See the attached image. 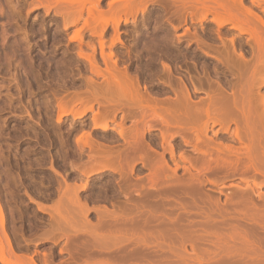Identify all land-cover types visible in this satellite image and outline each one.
<instances>
[{
    "label": "rangeland",
    "instance_id": "obj_1",
    "mask_svg": "<svg viewBox=\"0 0 264 264\" xmlns=\"http://www.w3.org/2000/svg\"><path fill=\"white\" fill-rule=\"evenodd\" d=\"M263 100L264 0H0V264H264Z\"/></svg>",
    "mask_w": 264,
    "mask_h": 264
},
{
    "label": "bare ground",
    "instance_id": "obj_2",
    "mask_svg": "<svg viewBox=\"0 0 264 264\" xmlns=\"http://www.w3.org/2000/svg\"><path fill=\"white\" fill-rule=\"evenodd\" d=\"M184 93H185V92H184ZM179 94H180V93H179ZM187 95H188V94H187ZM177 96H178V95H177ZM144 98H145V97H144ZM146 98H147V97H146ZM146 98H145V99H146ZM176 98H177V97H176ZM184 98H185V97H183V99H184ZM213 99H214V100H212V99H211V100H212L214 103H216V104H217V102H218V103H219L218 105L220 106V103H221L220 100H221V99H218V98H213ZM217 99H218L220 102H219ZM148 100H150V99H148ZM148 100L146 99V102H147ZM178 100H179V101H178ZM216 100H217V102H215ZM177 101H178V102H177ZM177 101H176V103H179V102H180V103H179V106H181L180 108H181L182 110H184V106H183V105H185V102H186V101H185V100H182V102H181V98H180V99H177ZM184 101H185V102H184ZM263 101H264V100H263ZM148 102H149V101H148ZM150 102H152V101H150ZM150 102H149V103H150ZM161 103L163 104V101H162ZM164 103H166V102H164ZM170 103H171V102H170ZM174 103H175V102H173V104H174ZM182 103H183V104H182ZM199 103H200V102H199ZM211 103H212V102H211ZM151 104H152V103H151ZM154 104H155V103H153V106H154ZM162 104H161V105H162ZM168 104H169V103H168ZM181 104H182V105H181ZM222 104H223V103H222ZM166 105H167V104H165L164 106H166ZM174 105H175V104H174ZM174 105H173V106H174ZM187 105H188V102L186 103L185 108H187V107H186ZM192 105H193V104H192ZM194 105H196V104H194ZM211 105H212V104H211ZM223 105H224V104H223ZM156 106H157V105H156ZM158 106H159V105H158ZM158 106H157V107H158ZM168 106H171V105H167V107H168ZM197 106H201V105L198 104V102H197ZM219 106H218V108H216L217 111H218L219 108H221V107H219ZM177 107H178V104H177ZM177 107L174 106L173 109H174L175 111H177L176 113L178 114V110H176ZM182 107H183V108H182ZM213 107H214V105H213ZM180 108L178 107L179 110H180ZM188 108H189V107H188ZM199 108H202V107H198V108H197V109L200 110V112H201L202 109H199ZM203 108H204V107H203ZM208 108H209V107H208ZM224 108H226V106H225V107H222V109H224ZM171 109H172V106H171ZM171 109H170V110H171ZM173 109H172V110H173ZM191 109H192V108H191ZM191 109H189V110H190V111H189L190 113H188V112L186 113V116H188L187 114H193V113H192L193 111H194L195 113L191 116L192 118H193L195 115H196V117H194V118L199 117V119H200V117L202 118V116H204V115L201 114L196 108H194V109H196V110L193 109V111H192ZM213 109H214V111H215V108H212V110H213ZM222 109H219V110L221 111ZM230 109H231V108H230ZM162 110H164V109H162ZM172 110H171V111H172ZM186 110L188 111V109H186ZM210 110H211V109H210ZM212 110H211V111H212ZM164 111H165V110H164ZM175 111H173V112H175ZM191 111H192V112H191ZM196 111H198V113H197ZM214 111H212V112L214 113ZM220 111H219V113H222V112H220ZM181 112H182V111H181ZM227 112H228V110H227ZM227 112L224 111V113H227ZM171 113H172V112H171ZM171 113H170V114H171ZM176 113H174V114L172 113V114H171V115H172V118H171V116L169 117V113H168V117H167V113L165 114L166 117H167V119H172V121H174V122L169 121L170 123H176V124H178L179 121L175 122V118L173 119L174 115H175V117L177 116ZM199 113H200V114H199ZM202 113H204V112H202ZM219 113H218V114H219ZM183 114H184V111H183ZM183 114H182V115H183ZM197 114L200 115V116H198ZM237 114H238V113H237ZM237 114H234V115H235V116H240L239 114H238V115H237ZM178 115H179V114H178ZM184 115H185V114H184ZM219 115H220V118H222V121H223V122H221V124H222V123H224V124H228V123H227L228 121L224 122V117H227V118L229 119L228 116H230V113L227 114L228 116H227V115H221V114H219ZM234 115H233V116H234ZM241 115H242V113H241ZM179 116H180V115H179ZM221 116H222V117H221ZM235 116H234V117H235ZM188 117H189V116H188ZM188 117H187V118H188ZM212 117H213V116H212ZM230 117H232V113H231V116H230ZM240 117H241V116H240ZM240 117H239L240 122H242ZM242 117H243V115H242ZM194 118H193V121H194ZM214 118H215V117H214ZM218 118H219V116H218ZM232 118H233V117H232ZM243 118H244V117H243ZM247 118H248L249 121H250V115H249L248 117H246V119H247ZM251 118H252V117H251ZM177 119H181V121H182L183 118H181V117L178 118V117H177ZM197 119H198V118H197ZM197 119H195V120H197ZM199 119H198V121H199ZM209 119H210V117H209ZM215 119H216V118H215ZM233 119H235V118H233ZM239 119H238V121H236V119H235V121L238 123V122H239ZM181 121H180V123H181ZM184 121H185V119H184ZM184 121H182V123H181V124L179 123L178 125H179V126L182 125V124L184 123ZM191 121H192V119L189 118V123H188V122H187V123L185 122V123L188 124V125H186L185 123H184L183 125H184L185 127L191 126V124L193 125V123H194V122L191 123ZM198 121H197L196 123L199 125V122H198ZM202 121H203V119H202ZM210 121H211V119H210ZM216 121H217V119H216ZM219 121H221V119H219ZM231 121H232V119H231ZM233 121H234V120H233ZM243 121H244V119H243ZM206 122L209 123V121H206ZM212 122L214 123L213 119H212V121L210 122V124H211ZM240 122H239V123H240ZM250 122H251V121H250ZM196 123H195V124H196ZM213 123H212V124H213ZM217 123H218V121H217ZM234 123H235V122H234ZM243 123L245 124V122H243ZM246 123H248V122H246ZM251 123H252V122H251ZM165 124H166V123H165ZM195 124H194V125H195ZM197 124H196V125H197ZM212 124H211V125H212ZM214 124H216V122H215ZM214 124H213V125H214ZM235 124H236V123H235ZM183 125H182V126H183ZM198 125H197V126H198ZM205 125H207V124H205ZM205 125H204L203 129L205 128ZM211 125H210V127H211ZM216 125H220V123H218V124H216ZM247 125H249V124H247ZM173 126H175V124H173ZM185 127H184V128H185ZM192 127H193V126H192ZM221 127H222V125H220V128H221ZM224 127H225V126H224ZM166 128H167V127H166ZM176 128H178V127H176ZM196 128H197V127H196ZM198 128H199V126H198ZM198 128H197V129H198ZM220 128H219V129H220ZM243 128H244V127H243ZM248 128H250V127H248ZM251 128H252V127H251ZM255 128H258V127H255ZM262 128H263V127H262ZM173 129H174V128H173ZM193 129H194V128H193ZM206 129H207V127H206L204 130L206 131ZM219 129H218V130H219ZM224 129H225V128H223V131H225V130L227 129V125H226V129H225V130H224ZM236 129L239 130L238 127H237ZM253 129H254V126H253ZM253 129H250V132H249V135H251V137L254 136L253 134L255 133V132L253 131ZM170 130H171V129H170ZM170 130H169V131H170ZM176 130H177V129H176ZM176 130H175L174 134H175L176 136H177V135H179V136L181 135L182 139H185V138H183V137H185V136L187 135V134H186V135L184 136L183 132H184V133H187V132H185V131H188V133H189V132L191 131L190 128H189L190 131H189V130H186V129H182V130H181V128L178 129V132H177ZM179 130L182 132V134L179 133ZM183 130H184V131H183ZM204 130H203V132L206 134V132H205ZM212 130H213V129H212ZM241 130H243V129H241V127H240V130L237 131V135L240 134V136H238L239 138L237 137L238 139H240L241 135H242V137L245 136V135H243V134L241 133ZM251 130H252V131H251ZM259 130H260V129H259ZM259 130H258V131H259ZM166 131H167V130H166ZM169 131H168V132H169ZM213 131H214V130H213ZM213 131H212V132H213ZM219 131H220V130H219ZM221 131H222V128H221ZM246 131H247V130H245V132H246ZM248 131H249V129H248ZM258 131H257V129H256V132H258ZM161 132H164V131H161ZM194 132H195V131H194ZM194 132H193V133H194ZM210 132H211V131H210ZM214 132H215V131H214ZM253 132H254V133H253ZM259 132H260V131H259ZM170 133H171V131L169 132V134H168V133H164V134H166V135H167V134L170 135ZM176 133H177V134H176ZM178 133H179V134H178ZM218 133H219V132H218ZM227 133H228V132H227ZM230 133H231V132L229 131L228 134L230 135ZM246 133H247V132H246ZM246 133H245V134H246ZM250 133H251V134H250ZM171 134H173V133H171ZM174 134H173V135H174ZM198 134H199L198 132H197V134H196V132L194 133V135H196V136H195L196 138L194 137V139H197V135H198ZM201 134H202V132H201ZM210 134H213V133H210ZM162 135H163V134H162ZM175 135H174V136H175ZM182 135H183V136H182ZM208 135H209V133H208ZM229 135H228V136H229ZM255 135H256V133H255ZM259 135H260V133H259ZM262 135H263V133H262ZM164 136H165V135H164ZM170 136H172V135H170ZM174 136H172V138H173ZM176 136H175V137H176ZM189 136H191V137H189ZM205 136H206V135H205ZM211 136H212V135H211ZM230 136H231V135H230ZM247 136H248V133H247ZM186 137H187V138H186L185 140L188 141L190 144H189V143H188V144L185 143V144H187V145H189V146L191 147V146H192V145H191V144H192L191 142H192L194 139L191 141V139L189 140V138H192V137H193V136H192V133H191V135L188 134V136H186ZM198 137H199V135H198ZM200 137L202 138V136H200ZM209 137H210V136H209ZM209 137H207V139H209V140H205L204 138H202L203 140H205L204 142H202L203 145L205 144V145H204V149H202L203 147L200 148V147L197 146V145H201L202 143H199V144L197 143L196 145H194V143H193L194 146H193L192 148H193L196 152H197V149H200V151L203 150V152H201V154H200V155L203 156V158L201 159V160H202V161H201V164H200L201 166H200V167L198 166V165H199V162H200V161H198V160H197V163H196V164H198V165L195 164L197 167H199V169L202 168V165H203L202 163H204V162H205L206 164L204 163L203 167H204V166H207V168L204 167L205 169H208V170H209V169L211 168V166H212V164L209 165V166L207 165L208 163L210 164V161L213 159V158H212V159L210 160V158H211L213 155H212V156H209V155H207V153H208V152L210 153L211 151H214V150L209 151V149L206 148V147L208 146L207 143H208V144L211 143V144H210L211 146L213 145V144H212V143H213V142H212V139L210 140ZM213 137H214V136H213ZM231 137H232V136H231ZM257 137H258V136H254V137H252L253 139H250V140H251V141H252V140L257 141V140H258V139H256ZM259 137H260V136H259ZM170 138H171V137H170ZM201 138H200V139H201ZM243 138L246 139L245 137H243ZM247 138H249V137H247ZM262 138H263V137H262ZM163 139H164V138H163ZM202 139H201V140H202ZM241 139H242V138H241ZM244 139H243V141H245ZM263 139H264V138H263ZM263 139H262V140H263ZM141 140H142V139H141ZM141 140L138 139V142L135 143V144L138 145L139 142H140V144H141V143H142ZM203 140H202V141H203ZM190 141H191V142H190ZM194 141H195V140H194ZM194 141H193V142H194ZM198 141H200V140H198ZM210 141H211V142H210ZM213 141L215 142L214 145L216 146V145H217V143H216L217 140H216V141L213 140ZM254 141L251 142V143H253V144H251V145H252L251 149H254L253 146H254L256 143H258V142H254ZM166 142H168V140H167ZM200 142H201V141H200ZM209 142H210V143H209ZM217 142L220 143L219 141H217ZM248 142H249V141H248ZM168 143H169V142H168ZM145 144H146V143H145ZM145 144H144V147H142L143 144H142V146L140 145V149H142V151H144V148H146V145H145ZM169 144H170V143H169ZM185 144H184V145H185ZM223 144H224V143H223ZM246 144H247V143H246ZM249 144H250V142H249ZM263 144H264V143H263ZM166 145H167V143H166ZM187 145H186V146H187ZM206 145H207V146H206ZM210 145H209V146H210ZM167 146H168V145H167ZM169 146H172V145H169ZM209 146H208V147H209ZM220 146L223 147V146H225V144H224L223 146H222V145H218V146H216V148H220V149H221ZM248 146H249V145H248ZM256 146L258 147V144H257ZM261 146H262V149H264V146H263V145H261ZM141 147H142V148H141ZM148 147H150V146H148ZM148 147H147V148H148ZM164 147H165V145H164ZM195 147H196L197 149H195ZM241 147H242V150H243V146H241ZM171 148H173V147H171ZM223 148H224V147H223ZM223 148H222V149H223ZM230 148H231L230 146L227 147L228 150H225L226 148H224L223 151H222V149H221V152H223V153L225 154L224 151H226V154H229V153H227V152L230 150ZM238 148H239V147H238ZM249 148H250V147H249ZM258 148H259V147H258ZM258 148H257V149H258ZM163 149H164V148H163ZM205 149H206V152L204 151ZM259 149H260V148H259ZM259 149H258V150H259ZM148 150H149V151L151 150L150 153H152V155H153V153L156 152V151H155V152H154V151L152 152V149H151V148L148 149ZM166 150H167V147H166L165 150H163V157H164V153L167 152L168 150H170V154H171V152H175L174 150L171 151L172 149H170V148H168L167 151H166ZM181 150H183V148H181L180 151H181ZM184 150H185V148H184ZM184 150H183V152H184ZM187 150H188V149H187ZM187 150H186V153H187ZM191 150H192V149H191ZM191 150H189V151H191ZM207 150H208V151H207ZM236 150H237V148H236ZM236 150H235V151H236ZM255 150H256V149H254V151H255ZM145 151H147V149H145ZM192 151H193V150H192ZM195 151H194V153H195ZM231 151H232V150H230L229 152H231ZM233 151H234V150H233ZM235 151H234L233 153H235ZM250 151H251V150H250ZM250 151H249V155L252 156L251 154H254V153H251L252 151H251V152H250ZM183 152H181L180 154H182ZM239 152H240V151H239ZM243 152H244V151H243ZM255 152H256V151H255ZM147 153H148V151H147ZM147 153H146V155H145V153H144V155L146 156L145 159H147ZM150 153H149V154H150ZM161 153H162V152H161ZM167 153H168V152H167ZM178 153H179V152H178ZM198 153H200V152L198 151ZM198 153H197V154H198ZM209 153H208V154H209ZM231 153H232V152H231ZM183 154H184V153H183ZM183 154H182V156H183ZM187 154H188V153H187ZM187 154H184V157H183V158H184L185 160H187L186 158H188V157H185ZM210 154H211V153H210ZM224 154H223V155H224ZM239 154H241V153H239ZM239 154L236 153V154H234V155H238V156H239ZM255 154H256V153H255ZM255 154H254V156H255ZM152 155H151L150 157H148V159H149V158L151 159V157H153ZM158 155H159V153H158ZM171 155H173V153H172ZM192 155H194V154H192ZM214 155H215V154H214ZM216 155H217V153H216ZM241 155H243V154H241ZM241 155H240V156H241ZM107 156H108V155H107ZM156 156H157V154H156ZM188 156H189V155H188ZM221 156H222V155H221ZM254 156H253V158H254ZM159 157H161V155H160ZM159 157L157 156V157H155V158H156V159H161V158H159ZM163 157H162V158H163ZM215 157H216V156H215ZM255 157H256V156H255ZM103 158H104V157H103ZM190 158H191V156H190ZM190 158H188V159L192 161V159H190ZM196 158H199V157H196ZM222 158H223V159L220 158L219 160H218V159H217V160H218V161H220V160H224V158H225V160H226L227 155H226L225 157H222ZM233 158H234V157H233ZM250 158H251V157H250ZM115 159H116V158H115ZM148 159H147V160H148ZM163 159H164V158H163ZM163 159H161L162 162H163ZM199 159H200V158H199ZM215 159H216V158H215ZM215 159H214V162H215ZM230 159H231V162H232V160H233L232 157H229L228 160H230ZM242 159H243V158H241V163H243L242 161L245 160V159H244V160H242ZM255 159H256V158H254V160H255ZM107 160H108V159H107ZM111 160H112V159H111ZM111 160H110V161H111ZM152 160H153V159H152ZM173 160H174V159H173ZM235 160H236V159H234V161H235ZM251 160H252V158H251ZM258 160H260V159H257V160H255V161L257 162ZM102 161H103V160H102ZM110 161H109V163H111ZM148 161H149V160H148ZM156 161H157V160H156ZM156 161H155V162H156ZM159 161H160V160H159ZM164 161H165V160H164ZM170 161H171V160H170ZM187 161H188V160H187ZM191 161H189L190 164H191ZM203 161H204V162H203ZM226 161H227V160H226ZM245 161H246V160H245ZM249 161H250V160H249ZM252 161H253V160H252ZM103 162H105V161H103ZM112 162H113V161H112ZM149 162H150V161H149ZM149 162H147V163H149ZM152 162H154V161H152ZM152 162H151V164H152ZM157 162H158V161H157ZM157 162H156V163H157ZM172 162H173V161H172ZM192 162H193V161H192ZM220 162H221V161H220ZM227 162H230V161H227ZM259 162H262V161H259ZM106 163H107V162H106ZM156 163H155V164H156ZM176 163H177V164H175V163L173 162V165H175V167H174L173 169L171 168L172 170L170 169V167L166 169V167L169 166V165H166V164H168V163H165L163 166H164V168H165L166 170L169 171V169H170V172L172 171V172L175 173V172L177 171V169L179 168V166H178V161H177ZM194 163H195V161H194ZM194 163H192L193 165L191 164L192 168L195 167ZM212 163H213V162H212ZM246 163H247V161H246ZM149 164H150V163H149ZM149 164H148V166L150 167L151 165H149ZM213 164H214V163H213ZM221 164H222V163H221ZM223 164L225 165L226 163H223ZM223 164H222V165H223ZM227 164H228V163H227ZM229 164H230V163H229ZM243 164H244L243 166H242V164H240V169H242V167L245 166V163H243ZM255 164H256V163H255ZM255 164H254V165H255ZM157 165H158V163L156 164V166H157ZM179 165H180V164H179ZM218 165H219V166H222V165H220V164H218ZM231 165H232V164H231ZM231 165H230V166H231ZM234 165H235V163H234ZM234 165H233V167L231 168L232 171L230 170L231 172H236L237 169L239 168V167H238L239 165H237V166H234ZM256 165H257V164H256ZM256 165H255V166H256ZM152 166H153V164H152ZM152 166H151V168H152ZM156 166H154V168H157V169H158V167H156ZM158 166L160 167L161 165L159 164ZM165 166H166V167H165ZM180 166H181V165H180ZM226 166H228V169H229V165H226ZM252 166H253V165H252ZM217 167H218V166H217ZM223 167H224V166H222V168H223ZM257 167H258V168H257ZM260 167H262V165L259 164V165H257L255 168H256V169H259ZM151 168H150V169H151ZM154 168H153V170H154ZM161 168H162V167H161ZM164 168H162V169H164ZM183 168H184V167H183ZM214 168H215V167H214ZM222 168H220V169H222ZM245 168L249 169L250 166L245 167ZM165 169H164L163 171H165ZM194 169L197 170L198 168H194ZM199 169H198V170H199ZM218 169H219V168H218ZM218 169H217V170L215 169V170L217 171L216 174H218ZM262 169H264V167H263ZM262 169H261V170H262ZM155 170H156V169H155ZM159 170L161 171V169H159ZM184 170H185V169H184ZM201 170H202V169H201ZM213 170H214V169L211 168V171H212V172H213ZM215 170H214V171H215ZM238 170H239V169H238ZM261 170H260V173H261V172H264V171H261ZM151 171H152V170H151ZM191 171H192V170H191ZM191 171H190V169H187V172H188V173L191 172ZM203 171H206V170H203ZM203 171H202V172H203ZM221 171H222V173H223L225 170H220V172H221ZM228 171H229V170H227V172H228ZM240 171H241V170H239V172H240ZM248 171L250 172L251 169L247 170V172H248ZM258 171H259V170H258ZM155 172H156V171H155ZM177 172H178V171H177ZM185 172H186V171H185ZM195 172H196V171H195ZM197 172H200V171H197ZM197 172H196V174H194V175H198ZM212 172H211V173H212ZM227 172H224V173L226 174ZM239 172H238V174H239ZM249 172H248V173H249ZM222 173H221V174H222ZM244 173H245V172H244ZM189 174H190V176H193V173H189ZM191 174H192V175H191ZM249 174H250V173H249ZM251 174H252V173H251ZM256 175H257V174H256ZM186 177H189V176L187 175V173H186ZM193 177H195V176H193ZM204 177H205V176H204ZM228 177H229V176H228ZM228 177H225V178H228ZM233 177H234V176H233ZM241 177H243V176H241ZM248 177H249V176H248ZM176 178H177V177H176ZM176 178H175V181L177 182V179H176ZM199 178H200V177H199ZM231 178H232V177L230 176V178H228V179H231ZM235 178H237V177L235 176ZM239 178H240V177H239ZM246 178H247V177H246ZM207 179H208V178H207ZM232 179H233V178H232ZM180 180H181V179H180ZM200 180H202V181L204 182V180H203L202 178H200L199 181H200ZM175 181L173 180V183H174ZM181 181H183V180H181ZM184 181H186V180H184ZM184 181H183V182H184ZM188 181H190V180H188ZM188 181H187V183H188ZM209 181H210V180H209ZM241 181H245V178H243V180H241ZM176 182H175V183H176ZM196 182L198 183V180H197ZM200 182H201V181H200ZM210 182H212V180H211ZM177 183H178V182H177ZM177 183H176V184H177ZM184 183H185V182H184ZM189 183H190V182H189ZM192 183H194V182H192ZM204 183H205V182H204ZM212 183H213V182H212ZM198 184H199V183H198ZM198 184H197V187H198ZM200 184H202V183H200ZM184 185H185V184H184ZM193 185H194V184H193ZM202 185H203V184H202ZM190 186H191V185H190ZM194 186H196V184H195ZM243 186H244V185H243ZM191 187H192V186H191ZM244 187H245V186H244ZM195 188H196V187H195ZM248 188H249V187H248ZM236 189H238V188H236ZM245 189H246V187H245ZM245 189L242 190V191H245ZM239 190H240V189H239ZM246 190H247V189H246ZM249 191H251V190H248V192H249ZM256 192H257V190H256ZM241 193H242V192H241ZM243 193H247V192L245 191V192H243ZM259 193H260V192H259ZM238 194H239V193H238ZM260 194H261V193H260ZM260 194H259V195H260ZM243 195H244V194H243ZM262 195H263V194H262ZM244 196H245V195H244Z\"/></svg>",
    "mask_w": 264,
    "mask_h": 264
}]
</instances>
